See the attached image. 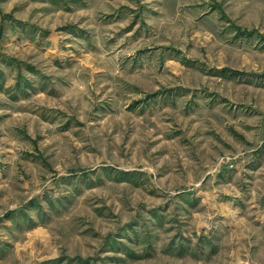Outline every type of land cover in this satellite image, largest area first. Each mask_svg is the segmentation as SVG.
<instances>
[{
  "label": "rangeland",
  "instance_id": "rangeland-1",
  "mask_svg": "<svg viewBox=\"0 0 264 264\" xmlns=\"http://www.w3.org/2000/svg\"><path fill=\"white\" fill-rule=\"evenodd\" d=\"M0 264H264V0H0Z\"/></svg>",
  "mask_w": 264,
  "mask_h": 264
}]
</instances>
